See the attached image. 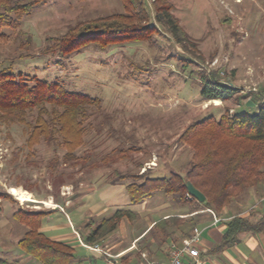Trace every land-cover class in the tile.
I'll use <instances>...</instances> for the list:
<instances>
[{
  "label": "rangeland",
  "instance_id": "rangeland-1",
  "mask_svg": "<svg viewBox=\"0 0 264 264\" xmlns=\"http://www.w3.org/2000/svg\"><path fill=\"white\" fill-rule=\"evenodd\" d=\"M168 1L190 41L178 42L151 13L147 24L158 31L147 41L105 49L90 44L66 58L44 54L47 37L122 13L120 0H48L17 28L2 29L0 68L56 78L98 98L101 106L92 108L83 144L75 150L77 162H64L65 150L44 140L27 146L25 125L0 121V191L12 196L0 198V225L10 219L11 205L40 210L76 204L96 176L113 177L116 160L127 166L121 171L134 172L139 169L130 161L155 154L160 163L172 161L174 168L165 169L185 170L192 149L177 139L190 122L226 111H257L241 100L264 87V0ZM203 74L235 87L234 96L219 103L202 98Z\"/></svg>",
  "mask_w": 264,
  "mask_h": 264
},
{
  "label": "trees",
  "instance_id": "trees-1",
  "mask_svg": "<svg viewBox=\"0 0 264 264\" xmlns=\"http://www.w3.org/2000/svg\"><path fill=\"white\" fill-rule=\"evenodd\" d=\"M48 0H0V37L2 29H15L21 19L36 6ZM122 13L79 22L69 26L56 37H47L44 54L66 58L90 44L105 49L111 45L131 41H147L156 27L147 23L151 13L178 42L190 41L187 33L172 13L168 0H120ZM214 76V75H213ZM200 96L204 99L232 98L236 88L222 83L208 74L201 75ZM257 106L255 113L227 111L218 118L213 115L190 122L178 136L177 142L192 149V159L183 173L170 172L166 176L114 171L111 182L128 180L126 189L132 204L141 203L155 191L171 196L180 204L194 203L216 212L231 199L243 195L251 186L264 183V87L246 92L243 98ZM100 100L86 93L68 89L61 81L49 80L11 66L0 68V121L20 123L27 128L26 144L32 147L41 140L65 150L64 162H77L75 150L83 144L92 108H100ZM30 116V118H28ZM186 181H190L205 196L203 202L189 197ZM0 198L11 199L6 191ZM46 211L18 207L14 219L26 224L29 230L19 239L21 249L39 259L42 264H68L73 248L67 243L54 241L39 231ZM134 216L130 210L118 209L83 235L86 244L97 243L113 230L119 220ZM166 222V221H164ZM158 224V223H157ZM259 224L234 217L227 224L221 246L231 243L239 232L257 229ZM0 264H19L0 259Z\"/></svg>",
  "mask_w": 264,
  "mask_h": 264
},
{
  "label": "crops",
  "instance_id": "crops-1",
  "mask_svg": "<svg viewBox=\"0 0 264 264\" xmlns=\"http://www.w3.org/2000/svg\"><path fill=\"white\" fill-rule=\"evenodd\" d=\"M246 99L241 100L243 105ZM252 107L257 108L255 104ZM147 159L130 161V165L139 170L129 173L140 174L147 169L150 176L161 177L171 172L168 169L174 168L172 161L162 160L160 163L155 154ZM121 161L114 162L116 168L112 173L128 172L121 171L127 169L124 164H119ZM165 166L170 168L165 169ZM178 171L183 173L184 168ZM96 178L76 204L69 207L66 203H53L40 208L46 213L39 231L51 240L72 246L73 257L68 264H149L151 261H164L169 256L171 242H180L193 227L201 231L197 245L201 264H264V183L251 186L216 212L194 203L180 204L161 191H155L141 203L132 204L126 189L128 180L113 183L112 177L102 173ZM15 209L11 205L10 219L0 225V259L19 264H42L18 245L29 227L14 219L12 213ZM118 209L130 210L134 216L122 217L116 227L97 242L106 253L85 247L83 235L89 228ZM234 217L259 226L239 232L231 243L219 247L227 224ZM190 260L185 257L183 263L188 264Z\"/></svg>",
  "mask_w": 264,
  "mask_h": 264
},
{
  "label": "built area",
  "instance_id": "built-area-1",
  "mask_svg": "<svg viewBox=\"0 0 264 264\" xmlns=\"http://www.w3.org/2000/svg\"><path fill=\"white\" fill-rule=\"evenodd\" d=\"M188 196L191 197L189 194ZM200 238V229L193 227L190 234L184 237L180 242H171L169 246V256L166 260L160 262L151 261L149 264H184L183 259L185 257L191 259L188 264H201L199 259V250L197 247L198 243L200 242ZM83 245L91 250L106 253V251L102 249L98 243H83Z\"/></svg>",
  "mask_w": 264,
  "mask_h": 264
},
{
  "label": "water",
  "instance_id": "water-1",
  "mask_svg": "<svg viewBox=\"0 0 264 264\" xmlns=\"http://www.w3.org/2000/svg\"><path fill=\"white\" fill-rule=\"evenodd\" d=\"M245 106L252 107L254 106V102L248 98L245 101ZM186 189H187V193L191 197H194L198 202H203L205 200L204 194L199 189L194 187V185L190 181H186Z\"/></svg>",
  "mask_w": 264,
  "mask_h": 264
},
{
  "label": "bare ground",
  "instance_id": "bare-ground-1",
  "mask_svg": "<svg viewBox=\"0 0 264 264\" xmlns=\"http://www.w3.org/2000/svg\"><path fill=\"white\" fill-rule=\"evenodd\" d=\"M214 101H215L216 103H219V102H220L219 99H214Z\"/></svg>",
  "mask_w": 264,
  "mask_h": 264
}]
</instances>
